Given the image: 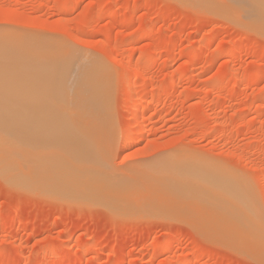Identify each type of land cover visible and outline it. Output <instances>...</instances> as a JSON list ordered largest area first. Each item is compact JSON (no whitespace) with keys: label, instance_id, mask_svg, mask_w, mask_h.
<instances>
[{"label":"rangeland","instance_id":"obj_1","mask_svg":"<svg viewBox=\"0 0 264 264\" xmlns=\"http://www.w3.org/2000/svg\"><path fill=\"white\" fill-rule=\"evenodd\" d=\"M235 1L0 0V59L63 61L90 83L71 98L81 112L32 91L53 101L42 116L75 120L74 155L93 166L77 158L84 183L67 190L0 168V264H264V14ZM206 168L228 176L250 220L207 206L211 223L180 200L186 174L210 180Z\"/></svg>","mask_w":264,"mask_h":264},{"label":"bare ground","instance_id":"obj_2","mask_svg":"<svg viewBox=\"0 0 264 264\" xmlns=\"http://www.w3.org/2000/svg\"><path fill=\"white\" fill-rule=\"evenodd\" d=\"M233 1L236 2L235 0H233ZM246 1H248V0H246ZM252 1H253L252 3H254V6H256V8L260 11V13L263 12V14H264V0H252ZM252 3L250 2L251 5H252ZM239 4H238V6H239ZM241 5H243V4H240V6ZM246 5H248V3ZM243 8L244 7H242V9ZM247 11L248 10H246V12ZM240 14H242V13H240ZM16 47L17 46H15L14 48H16ZM11 48L12 47H10V49ZM14 48L12 50H14ZM17 49H18V47H17ZM36 49H37V46H36ZM32 50H34V49H32ZM42 50H40L41 53H44V51L42 52ZM26 52H27V50H26ZM37 52H39V51H37ZM37 52H35V54H37ZM61 53L59 55L62 56L63 54H61ZM31 54H34V52L31 53ZM36 57H39V56L36 55ZM51 57H53V55L50 56V58ZM10 59L11 60H3V59H0V168L2 169V172L3 173L6 172V173H4V175H6V174L7 175H11L10 176L11 178H8V179H10V180L13 179V181L15 179L17 180V178L20 179L19 177H21V178L22 177H27V178L30 177V178H32L31 179V181H32L34 179L33 177L35 176L34 174H39L41 172L42 173V176H43V174L45 173L46 174L45 175V180H46V178L49 177L48 178L49 180H46V181H49L52 184L56 185L57 188L58 187H62V189H66L68 186H69V188L70 187L72 188L74 186V184H77L78 182L84 183L82 180H78V182H77V180L75 179L76 180L75 181L74 180V176H75L76 173H78L80 166H82L84 168V170H85V168H86V166H85L86 165V162L81 165L80 158L77 157V155L75 157L74 153L77 152L78 153V156L81 153L78 152L79 150L75 149L76 146L72 147V143H73V140H74V136L71 133L66 132V130H69V128L71 129L75 125V120L74 119L67 118L64 115H62L60 117H57V116L56 117L55 116H48V117L42 116V113H43L44 110H46L47 108L53 106V103H52L53 101L52 102H49V101H43V102L41 101V102H39L38 96L33 93L32 89H40V90L42 88L48 89V91H51L54 94V102H59V103L63 104L65 107L74 108L73 110L77 109L75 111L80 110L78 112H81V109L84 110L85 108L84 107L83 108H80L78 106V103H79L78 100L79 99L76 97V95H77L76 94V91L80 92V90H82V87H86V86L90 85V83L88 82V80H86L84 78V73L83 72L77 71L75 69H71V67H72V66L70 67L71 64L69 65L68 63H65L63 61L58 62V61H55L54 60L55 61V64L54 65H48V64H46L45 62H42V61L41 62H23V63H19L18 60H13L12 57ZM77 63H79V62H77ZM30 70L32 72H30ZM86 82H88V83H86ZM86 84H88V85H86ZM74 92H75L76 95L73 94ZM84 94H85V92H84ZM50 95H51V93H50ZM82 96H85V95H82ZM72 97L73 98L76 97V100L78 99L77 100L78 103L76 102V100L71 99ZM82 98H80V101L81 100L83 101ZM88 98H90V96ZM88 98H85V99H88ZM82 101H81V103H82ZM137 105H139V104H137ZM137 105L135 106L136 107V110L139 108ZM78 107H79V109H78ZM77 113H76V115H78ZM141 116L142 115H141L140 111L137 110V114H136L135 119L137 121H139L141 119ZM19 129L21 131H19ZM74 150L76 152H73ZM87 152H89V151H87ZM84 155H85V153H84ZM84 155L82 154V156H84ZM77 158H79L78 160L80 162V166H79L78 169L76 167V164L78 165V163H79V162H77L78 160L76 161ZM82 158L85 159L84 157H82ZM182 158H183V156H182ZM97 161H98V159H97ZM87 163H90V161L87 162ZM163 164H164V162L162 164H160V166H155V168H156L155 170L156 171L158 170L157 167H159V168L162 167V169H163V167L166 168L167 167L165 165L166 163L164 165ZM201 164L198 163L197 167L199 168V166H201ZM92 165H93V163H92ZM31 167L33 169V172L30 170ZM74 167H76L75 169H77V171H75ZM82 167H81V170L83 169ZM91 168H90V170H91ZM192 168L194 169L193 166H192ZM198 168H197V170L201 169V168H199V169ZM203 168L201 169L202 170L201 174H203V172H204L203 171L204 170ZM193 169H192L191 172L194 173ZM159 170H158V172L161 173ZM163 170H162V172H163ZM184 170H185V167H184ZM190 170H191V168H190ZM201 170H199V171H201ZM207 170H205V172ZM209 170H210V168H209ZM209 170L207 171V175L209 173L211 174V170H210V172H209ZM35 171H36V173H35ZM38 171H40V172H38ZM85 171H87V170H85ZM89 171H87V172H89ZM94 171H97V170H94ZM156 171H155V174H156ZM181 171H183V170H181ZM170 172H173V169ZM221 172H223V171H221ZM41 173H40V175H41ZM80 173H78L77 175L81 176ZM91 173H92V170H91ZM183 173H180V174H183ZM187 173H188V171H187ZM196 173H197L196 171H195V175H192V173L190 175V172H189V175L186 174V173H184V175L186 174L187 177L190 176L189 178H191V180H190L191 182L189 181V183H192L193 184L192 180L195 181L196 183L194 185L190 184V187H192V190L191 191H188V194L185 193L187 191H185V192L181 191V192H183V194L181 193L183 196L180 195L181 197H179L181 201L183 200V197L185 196L184 194H186L185 200H186V197H187L188 198L187 201H189L190 203H194L195 205L196 204H199L200 205V208L202 207V209H200V210H206L207 212H209L210 218H211V214L210 213H212V210L208 211L209 208H207V206L208 207H210V206H212V207L213 206H216V208H218V209L219 208L224 209V208H226V206H230L229 208H231L233 210V212H232L233 214L232 215H234V217L236 218V219L233 220V221H235L233 223L236 224V222H237V224H239V221L240 220L237 221V219H242V218H246L247 220H250L251 216L249 215L250 213L248 214L249 211H247L248 210V208H247L248 206L246 207L247 209H245V210L243 208L244 207V203H243L244 199H243V197L241 195V192L238 189H234L235 187L232 188V187H229V185H227L229 182H228V179H226V177H228V176H226L225 178H223L224 175H222V176H220L219 174L217 175L216 174L217 172L215 171L214 174L217 175V176L214 178L213 177V172H212L211 175H212L213 178L211 177L212 180H211V178H210V180H208V178L205 175L206 173L204 174L205 176H202L201 174H200L201 175L200 176V175H198V173L197 174ZM139 174H140V172H139ZM223 174H225V173L223 172ZM95 175H96V173H95ZM13 176H16V177L12 178ZM31 176H33V177H31ZM37 176L38 175H36V177ZM79 176H76V177H79ZM155 176H157V175H155ZM166 176H169V175H166ZM136 177H137V175H136ZM180 177H182V176L180 175ZM184 177H186V176H184ZM203 177H206L207 179L206 178H203ZM4 178H6V177H4ZM30 178L29 179L24 178V180L26 179V181H28V180H30ZM42 178L44 180V176ZM42 178L40 177V179H42ZM96 178H98V177H96ZM174 178H176V177L174 176ZM171 179H173V177ZM183 179H185V178H183ZM37 180H39V178H37ZM85 180H87V179L85 178ZM21 181L23 182V180H21ZM35 181H36V178H35ZM35 181H34V183H35ZM98 181H100V180H98ZM177 181H178V179H177ZM17 182L20 183V180H18ZM28 182H30V181H28ZM28 182H26V183H28ZM32 182H30V183H32ZM18 183H16V184L18 185ZM101 183H102V181H101ZM230 183H232V182L230 181ZM22 184L24 186V183H21V185ZM70 184H73V185L71 186ZM166 184L167 183H165V185ZM179 184L181 185V183H179ZM54 185L53 186L50 185V186L54 187ZM77 185L79 186V184H77ZM95 185H97V184H95ZM104 185H106V184H104ZM39 186L40 185H38V187ZM44 186H45V184L43 185V187ZM171 186H173V185H171ZM194 186H198V187H195V189H193ZM230 186H231V184H230ZM94 187H92V188L95 189ZM151 187H152V185H151ZM151 187H149V188H151ZM166 187H167V185H166ZM19 188H21V187H19ZM35 188H37V187H35ZM48 188H50V187H48ZM37 189H38L37 192H39L40 189L39 188H37ZM99 189H102L103 190L102 187L101 188L99 187ZM99 189H97V190H99ZM104 189H106V188H104ZM111 189H113V188H111ZM160 189H161V187H160ZM167 189H169V187ZM102 190H101V192H102ZM106 190H109V188H107ZM115 191L116 190L114 189V192ZM152 191L154 192V190H152ZM82 192H83V190H82ZM87 192H88V190H87ZM173 192H175V191H173ZM94 193H95V191H94ZM109 193H110V191H109ZM109 193H107V195ZM83 194H86V192L83 193ZM116 194H118V191H116ZM116 194H114V196H116ZM119 194H118V196H120ZM154 194H157V193L154 192ZM98 195H101V194H98ZM107 195L104 196V197H107ZM111 195L112 194H110V196ZM164 195L165 194L163 193V197H164ZM166 195H167V193H166ZM110 196L108 197L109 198V201L111 199ZM114 196L112 195L113 198H114ZM118 196H116V198ZM218 197H221V198L219 199ZM108 198H107V200H108ZM118 198H120V197H118ZM60 199H61V201H63L62 197ZM56 200H57V198H56ZM163 201H165V199ZM78 202H80V201H78ZM90 202H88L89 205L91 204ZM117 202L119 203L120 201L118 200L115 203H117ZM85 203L87 204L86 201H85ZM85 203L83 202L84 205H85ZM126 203H125L124 206H126ZM188 203L186 202V204H188ZM113 206H114V204H113ZM120 206H123V205H120ZM127 206H126V208H127ZM140 208H139V210H140ZM216 208L213 207V210L214 211H218V210H216ZM137 210H138V207H137ZM220 211H221V209H219L218 213ZM246 211H247V213H246ZM198 212H200V211H198ZM198 212H196V213H198ZM221 212H223V210ZM188 213H189V211H188ZM204 213L205 212L202 211V214H204ZM216 213L217 212H214V214H216ZM223 213H226V210ZM199 214H201V213H199ZM206 214H208V213H206ZM221 214L222 213L216 214L217 216L216 215L215 216L218 219L219 218L221 219V217L223 218V215L221 216ZM245 214H247V216ZM189 215H191V214H189ZM215 216H214V218H215ZM218 216H220V217H218ZM225 216L226 215H224V217ZM227 217H228V215H227ZM227 217H225V218H227ZM225 218H223L224 220L223 219L220 220V222L221 221H222V223L223 222L224 223L226 222L227 224H229L228 222H230L232 224L231 219L229 217H228L229 219H227V220H225ZM211 219H212V222L211 223H213V218H211ZM205 221L207 222V220H205ZM215 223H217V222H215ZM218 223H219V221H218ZM224 223H223V225H224ZM213 226H218V224L217 225H213ZM222 226L220 228L223 230V227ZM231 226H233V225H230V227ZM244 226H246V225H244ZM248 226H246V227H248ZM206 227H207V225H206ZM236 227L237 226H235V228ZM227 228H228V226H227ZM245 230H246L245 231V234H249V236H250V234L253 233L252 232L253 231L252 229H251L252 231H250V227H248ZM225 231H226V228H225Z\"/></svg>","mask_w":264,"mask_h":264}]
</instances>
